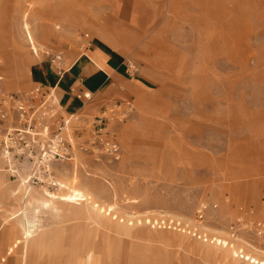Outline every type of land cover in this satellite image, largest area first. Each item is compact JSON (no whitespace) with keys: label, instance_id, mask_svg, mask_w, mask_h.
<instances>
[{"label":"rangeland","instance_id":"1","mask_svg":"<svg viewBox=\"0 0 264 264\" xmlns=\"http://www.w3.org/2000/svg\"><path fill=\"white\" fill-rule=\"evenodd\" d=\"M154 1L155 16L138 27L100 0L104 29H88L54 19L93 20L96 0H0L1 90L40 84L30 74L21 79V60L31 67L40 60L46 71L47 50L67 68L92 41L112 47L131 70L88 100L56 87L62 111L85 120L106 104L132 101L124 119L108 121L117 159L77 148L74 159L51 163L52 178H41L50 186L9 176L0 158L3 184L15 192L0 201V234L15 216L46 232L45 245L28 251L34 264H77L92 245L99 264H264V0ZM9 64L13 75L2 69ZM33 189L83 195L110 224L58 215L53 199L14 210ZM157 218L182 227L153 226ZM10 237L0 239V264H25L18 236ZM225 247L233 254L226 260Z\"/></svg>","mask_w":264,"mask_h":264},{"label":"built area","instance_id":"2","mask_svg":"<svg viewBox=\"0 0 264 264\" xmlns=\"http://www.w3.org/2000/svg\"><path fill=\"white\" fill-rule=\"evenodd\" d=\"M32 52L35 53L33 50ZM44 54L60 78L66 70L62 66L61 54L47 50ZM127 67L131 72L129 63ZM75 97L88 100L90 93L77 92ZM132 107L130 100L112 102L85 120L76 113L62 111L54 86L35 85L19 92L0 89V158L6 172L13 178L25 177L26 181L29 180L33 184L46 183L56 186L54 181L44 182L41 178H52L49 170L51 163L74 159L77 148H89L93 154L103 150L106 155L117 159L118 143L108 135V121H121ZM81 133L85 134L84 141L76 143L73 138ZM25 165H29L30 169L26 170ZM74 197L77 198L76 201H88L85 196ZM201 216L199 208L198 218ZM152 224L162 228L182 227L167 218H157ZM198 236L220 244L216 237H207L201 233H198Z\"/></svg>","mask_w":264,"mask_h":264},{"label":"crops","instance_id":"3","mask_svg":"<svg viewBox=\"0 0 264 264\" xmlns=\"http://www.w3.org/2000/svg\"><path fill=\"white\" fill-rule=\"evenodd\" d=\"M87 1V5H90V0ZM98 14L95 19L90 21H80L75 22L72 20L66 21L64 19H54L55 26L61 27H74L80 26L81 28H88V29H98L103 28L105 25V17L102 11V4H100V0H96ZM108 1V8L109 10L114 13L115 15L122 17L127 23L134 24L133 26H142V22L144 19L153 18L155 16L154 10L156 2L154 0H107ZM70 13H75L72 10H69ZM72 14V16H73ZM81 14V13H79ZM65 22H68L65 24ZM44 39H49L52 37L51 32H46ZM36 56V55H35ZM36 65L32 67L28 63H24L21 60V63L24 66V69L21 73L22 78H28L29 74L31 78L36 79V81L40 82L43 87H46L45 84L48 86H54L55 91L56 87H59L63 92H66L68 89L71 91L77 89L78 92L87 91V92H100L104 90L109 84L113 81H118L125 78L130 71L128 70L127 63L124 59L118 55L117 52L114 51L112 47L107 45L104 42L100 41H92L88 42L85 50L79 54L73 62H71L62 76L59 78L53 68L50 66L51 69H47L46 71L42 70V65L40 60H36ZM32 62V61H31ZM49 63V62H48ZM50 65V64H49ZM33 71L35 73H33ZM35 75V76H34ZM14 86L18 81V77L15 76L13 78ZM31 88V87H30ZM29 89V88H28ZM57 94V93H56ZM75 96V95H74ZM58 97V96H57ZM59 103L62 107L61 101L59 99ZM14 188L13 190L10 189L7 185L3 184V181L0 177V201H8L9 198L14 195ZM50 192L44 190L41 193L37 190L33 189L30 192L29 198L25 201L22 200V206L18 207L14 210H25L27 206H31L32 204L36 205H43L50 201L51 199L54 200L56 205L58 206V215L63 212L64 214L67 213H76L80 216H83L90 220V222L95 223L97 225H106L108 220L105 214L101 215L99 210H95V204L93 201H76L77 198L72 196L71 200H66L61 195L51 194L52 196L49 197ZM54 197V198H53ZM83 204V206L75 207L74 205ZM72 206L75 209L68 210L64 207L62 210V206ZM94 209V211H93ZM12 212V211H11ZM17 212V211H16ZM13 213V212H12ZM92 213V214H91ZM28 220V219H27ZM21 218L18 220V217L15 216V221L11 220V223L6 222L7 226L4 229L5 232L0 234V239H6L8 241L12 235H17L16 241L18 239L17 248L19 251L24 253L25 257V264H34L33 259L28 258V251L30 250H39L42 245H45V240L47 238L46 232H39V229L34 230L30 229V225L28 221ZM116 230L118 231H126L127 228L122 225L115 226ZM5 228V227H4ZM29 231L31 234L29 235ZM29 239V240H28ZM30 244V245H29ZM57 244V243H56ZM54 244V246L56 245ZM95 246H90L89 250L87 251V255L84 258V261H78L77 264H99V260L95 257L94 254ZM233 255V254H232Z\"/></svg>","mask_w":264,"mask_h":264},{"label":"bare ground","instance_id":"4","mask_svg":"<svg viewBox=\"0 0 264 264\" xmlns=\"http://www.w3.org/2000/svg\"><path fill=\"white\" fill-rule=\"evenodd\" d=\"M64 12V14L65 15H67L68 16V14L67 13H69V15L71 16V17H73V16H75V13L73 14V13H70L69 12V10L67 9V11H63ZM72 14H73V16H72ZM2 69H3V71L5 72V73H10L11 75H13V74H15V70H14V67H13V64H9V65H6L5 67H2ZM52 195L51 194H49V197H51ZM81 198L83 197V195H81L80 196ZM54 198V197H53ZM66 200H71V198H70V195H67L66 197ZM84 198V197H83ZM93 211H94V209H93ZM92 214V213H91ZM107 225V224H106ZM29 233V235L31 234V231H29L28 232ZM29 240V239H28ZM30 245V244H29ZM28 253V252H27ZM232 256V252L230 251V249L228 248V247H225V248H222V250H221V256H222V259H224V260H226V259H228V256ZM220 258V257H219Z\"/></svg>","mask_w":264,"mask_h":264}]
</instances>
